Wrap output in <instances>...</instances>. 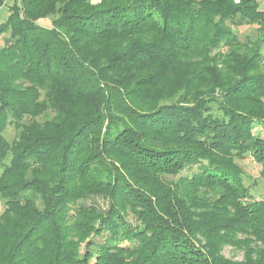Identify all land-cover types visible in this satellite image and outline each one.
Segmentation results:
<instances>
[{"label": "trees", "instance_id": "obj_1", "mask_svg": "<svg viewBox=\"0 0 264 264\" xmlns=\"http://www.w3.org/2000/svg\"><path fill=\"white\" fill-rule=\"evenodd\" d=\"M262 4L14 0L0 264H264V199L238 164L264 180Z\"/></svg>", "mask_w": 264, "mask_h": 264}, {"label": "rangeland", "instance_id": "obj_2", "mask_svg": "<svg viewBox=\"0 0 264 264\" xmlns=\"http://www.w3.org/2000/svg\"><path fill=\"white\" fill-rule=\"evenodd\" d=\"M200 1V0H198ZM95 4L99 3L100 0H93ZM14 0H4V5L0 9V24L6 20V18L9 15V8L13 5ZM261 9L264 10V4H262ZM257 26H246V27H241L238 29V36L240 37L241 40H246L248 37H252L253 39L258 37V30ZM4 40L2 37H0V43L3 44ZM255 133H259L262 138H264V128L261 126L258 127V129H255ZM14 131L9 130V138L12 139L14 137ZM238 164L240 167L244 170L245 172V183L247 186L251 187L252 190V195L254 196L255 199L258 200H263L264 199V180L260 176L262 167L259 165L257 162L254 161L252 157H247L246 159L242 161H238ZM187 172H184L183 175H186ZM177 179V178H174ZM96 202L99 206L101 207H106V203L103 199H96ZM94 202L93 201H88V205H92ZM3 206L1 205L0 202V212L2 211ZM224 255L228 258H232L235 261H241L243 258L242 253H237L233 251L231 248L227 247L225 248Z\"/></svg>", "mask_w": 264, "mask_h": 264}]
</instances>
